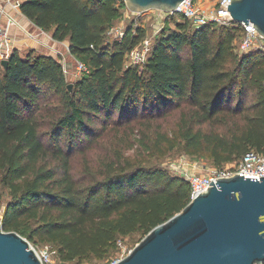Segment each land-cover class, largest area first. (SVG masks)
I'll use <instances>...</instances> for the list:
<instances>
[{
	"label": "trees",
	"instance_id": "1",
	"mask_svg": "<svg viewBox=\"0 0 264 264\" xmlns=\"http://www.w3.org/2000/svg\"><path fill=\"white\" fill-rule=\"evenodd\" d=\"M125 7L22 1L23 14L87 65L72 90L53 55L14 49L6 68L0 59L1 224L51 244L64 263L111 262L124 237H144L188 204L189 182L149 157L181 146L223 167L264 151V50L235 52L241 26L193 29L171 15L146 63L126 65L146 28L131 23L109 39ZM105 131L120 146L77 176L73 155Z\"/></svg>",
	"mask_w": 264,
	"mask_h": 264
},
{
	"label": "water",
	"instance_id": "2",
	"mask_svg": "<svg viewBox=\"0 0 264 264\" xmlns=\"http://www.w3.org/2000/svg\"><path fill=\"white\" fill-rule=\"evenodd\" d=\"M183 0H125L128 9L173 12ZM240 23L264 37V0H232ZM6 68L9 58L1 60ZM72 90L73 83L68 84ZM175 215L153 227L115 264H264V176L217 177ZM0 264H43L30 241L0 223Z\"/></svg>",
	"mask_w": 264,
	"mask_h": 264
},
{
	"label": "built area",
	"instance_id": "3",
	"mask_svg": "<svg viewBox=\"0 0 264 264\" xmlns=\"http://www.w3.org/2000/svg\"><path fill=\"white\" fill-rule=\"evenodd\" d=\"M22 1L23 0H0L1 60L9 58L15 49L14 38L9 32V27L19 25V21L12 11L21 12L20 6ZM231 1L232 0H183L173 12L157 8L149 9L154 12L151 31H149L145 25L133 22L136 26L140 25L146 28V32L142 40L126 53L125 64L142 67L146 63L151 54L155 37L164 28L167 17L171 15L187 19L190 27L193 29H199L211 24L230 25L231 23L236 22L232 17L230 9H228L229 4L232 3ZM128 10L130 9L126 6L124 11ZM131 12L133 14H138L146 11ZM125 14L120 20L123 21ZM2 16L6 17V22L4 23H2ZM238 24L241 26V37L239 40H235V52L239 55H243L254 50H264V37L258 32L254 23L250 21L248 24L245 22H240ZM124 32L125 29H122L115 23L107 30V36L110 38L114 37L113 39H120ZM27 34L34 38H38V35L33 31H28ZM77 68L81 75L83 72L88 71L87 65L79 60ZM195 167L196 165L190 164V162L183 159H179L178 161L171 163L169 168L171 172L182 176L189 182L191 199L207 189L211 185L210 182L212 180L217 184V177H229L239 173L240 175L244 174V177H257V179H260V176H264V151H248L239 161L228 166H211L204 171H196ZM31 246L37 250L43 264H51L52 256L48 247L37 249L32 243ZM117 260L98 264H115Z\"/></svg>",
	"mask_w": 264,
	"mask_h": 264
},
{
	"label": "rangeland",
	"instance_id": "4",
	"mask_svg": "<svg viewBox=\"0 0 264 264\" xmlns=\"http://www.w3.org/2000/svg\"><path fill=\"white\" fill-rule=\"evenodd\" d=\"M202 1V0H199ZM204 1V0H203ZM126 13V14H125ZM125 18L122 20H119L116 22L122 29H126L128 25H130L133 22L140 23L142 25H145V27L151 31V23L154 20V12L153 11H146L143 13H138V14H133L130 10L124 11ZM123 14V15H124ZM123 17V16H122ZM167 18H171L170 16ZM179 17H177V20ZM171 26H175V23L172 21ZM48 35H52L51 31H48ZM109 39H113L114 37H108ZM54 41V40H53ZM51 39V43L53 42ZM264 42V40H263ZM235 44V43H234ZM34 51L35 53H45V54H50L53 55L54 57L58 58L66 73V78L70 83H73L76 81L78 78H80L81 73L77 68L78 65V60L71 54L70 49H69V41H58L56 45H47L44 46L40 49H31L27 48L25 50L21 51V55L25 56L28 52ZM171 122L169 125H173V119L171 118ZM122 129V128H121ZM126 136V135H125ZM118 135L114 131L106 132L102 134L101 136L98 137L97 140H92L91 142L89 141H84L83 149L80 151L76 152L73 155L72 161H73V166H74V172L77 174V176H81L82 172L86 171V166L90 165L93 168H97L99 164L102 161V157H105L108 154H111L113 151V147L120 146L118 143ZM135 150L133 149L127 151V153H134ZM142 152L139 151V155H141ZM147 156V154H145ZM149 162L152 164H158L162 167H165L167 169L170 168L171 163L178 161L179 159H183L187 162H190V164L196 165L195 170L196 171H204L205 169L214 166L212 164L211 159L207 157H195L192 156L183 150L181 146L175 148L174 150H171L165 154H158L155 156L149 157ZM232 163H227L224 166L232 165ZM5 191L4 189H2ZM3 212H4V205L0 207V223L3 217ZM143 239V236L139 233H135L133 235H129L124 237L121 240V245L120 249L114 252V255L112 256V260H117L125 257L141 240ZM32 244L37 248V249H42L45 247H48L51 251V256H52V262L51 264H98L100 261H84V262H77V261H72L69 263H64L61 262L52 247L51 244L49 243H35L32 242ZM105 262V261H104Z\"/></svg>",
	"mask_w": 264,
	"mask_h": 264
},
{
	"label": "crops",
	"instance_id": "5",
	"mask_svg": "<svg viewBox=\"0 0 264 264\" xmlns=\"http://www.w3.org/2000/svg\"><path fill=\"white\" fill-rule=\"evenodd\" d=\"M12 13L17 17L19 25L10 26L9 32L13 35L15 49H18L20 53L27 48L37 50L49 44H57L58 41L53 39L52 35H48V31L36 26L22 11H12ZM4 22H6V17L2 16V23ZM28 31L36 33L38 38L28 35ZM51 39L54 40L52 43Z\"/></svg>",
	"mask_w": 264,
	"mask_h": 264
}]
</instances>
